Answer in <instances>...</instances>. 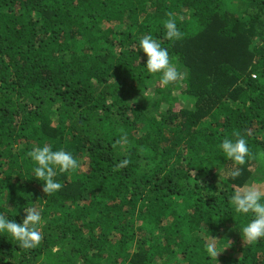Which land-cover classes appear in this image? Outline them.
<instances>
[{
    "label": "trees",
    "instance_id": "obj_1",
    "mask_svg": "<svg viewBox=\"0 0 264 264\" xmlns=\"http://www.w3.org/2000/svg\"><path fill=\"white\" fill-rule=\"evenodd\" d=\"M169 13L183 18L175 42ZM148 33L185 81L146 73L134 49ZM235 132L255 156L243 166L218 147ZM45 143L80 161L57 168L52 195L28 156ZM262 153L264 0H0V213L43 218L35 249L0 236V264H264V240H243L230 203L264 187ZM209 239L228 244L217 260Z\"/></svg>",
    "mask_w": 264,
    "mask_h": 264
},
{
    "label": "clouds",
    "instance_id": "obj_2",
    "mask_svg": "<svg viewBox=\"0 0 264 264\" xmlns=\"http://www.w3.org/2000/svg\"><path fill=\"white\" fill-rule=\"evenodd\" d=\"M182 19V17L172 13L168 14V18L163 22L164 39L175 42L183 38L184 33L178 25V21H182ZM136 50H142L146 54L147 60L144 65L146 73L158 76L159 84L164 88L180 84L187 79L186 71L174 64L169 49L163 47L161 40L155 38L153 34L148 33L140 37L134 51ZM183 103L192 105L194 110V99L190 98ZM122 140L126 144V136L122 137ZM218 147L225 158L238 166H243L249 159L255 158L247 139L239 132L224 138ZM28 156L34 162L32 176L42 182L43 191L47 195L55 194L63 187V184L56 179L57 168L60 173L75 171L80 168V161L71 152L63 148L54 150L51 143L33 147L28 152ZM130 163V159L125 157L119 161L116 167L126 168ZM241 174L242 168L236 167L229 171L227 178L234 180ZM261 176L264 177V172L261 173ZM230 203L234 212L242 215L246 220V223L239 229L243 240L248 244H255L264 240V187H261V183L251 182L236 188L230 196ZM25 212L26 216L20 223L9 219L8 215L0 213V236L9 237L11 241H15L19 249L31 250L39 247L43 240V234L39 230L43 218L41 210L35 207L25 208ZM207 235L211 238L208 230ZM215 240L218 241L219 239L215 238ZM227 246L228 244L225 247ZM222 250H218L211 239L205 244L208 259L217 260V255ZM57 251H59L58 248L53 249V252Z\"/></svg>",
    "mask_w": 264,
    "mask_h": 264
},
{
    "label": "rangeland",
    "instance_id": "obj_3",
    "mask_svg": "<svg viewBox=\"0 0 264 264\" xmlns=\"http://www.w3.org/2000/svg\"><path fill=\"white\" fill-rule=\"evenodd\" d=\"M215 243V242H214ZM216 244V243H215ZM217 249H219V246L216 244Z\"/></svg>",
    "mask_w": 264,
    "mask_h": 264
}]
</instances>
